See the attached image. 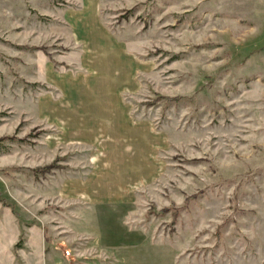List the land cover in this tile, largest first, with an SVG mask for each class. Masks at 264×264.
Segmentation results:
<instances>
[{"label":"rangeland","instance_id":"obj_1","mask_svg":"<svg viewBox=\"0 0 264 264\" xmlns=\"http://www.w3.org/2000/svg\"><path fill=\"white\" fill-rule=\"evenodd\" d=\"M91 31L127 49L139 84L122 99L164 146L127 206L58 188L62 170L89 168L88 146L58 142L54 112L99 89L81 67ZM37 252L264 264V0H0V264Z\"/></svg>","mask_w":264,"mask_h":264},{"label":"crops","instance_id":"obj_2","mask_svg":"<svg viewBox=\"0 0 264 264\" xmlns=\"http://www.w3.org/2000/svg\"><path fill=\"white\" fill-rule=\"evenodd\" d=\"M99 34L91 31L79 37L85 40L81 67L96 75L93 83L99 89L76 102L64 94L55 100L54 125L60 130L55 135L64 134V137H57L58 142L64 139L68 145L90 148L89 168L84 170L70 165L62 170L65 172L58 175V188L91 206H127L133 204L138 194L162 172L159 152L164 146L144 135L145 128L149 135L158 133L150 125H144L147 122L133 116L122 99L123 93L131 92L139 84L137 67L126 62L130 54L121 45L100 41ZM86 83L89 86L88 80ZM104 256L96 254L76 264H94V258L105 264L107 260L101 259ZM110 256L108 264L117 262L114 255ZM31 257L36 264H47L40 252L25 258L28 264Z\"/></svg>","mask_w":264,"mask_h":264},{"label":"trees","instance_id":"obj_3","mask_svg":"<svg viewBox=\"0 0 264 264\" xmlns=\"http://www.w3.org/2000/svg\"><path fill=\"white\" fill-rule=\"evenodd\" d=\"M52 167H59V168H60L59 165H56V164H54V163L51 164V165L43 166V167L40 169L42 175H44V174H45L47 171H49Z\"/></svg>","mask_w":264,"mask_h":264},{"label":"built area","instance_id":"obj_4","mask_svg":"<svg viewBox=\"0 0 264 264\" xmlns=\"http://www.w3.org/2000/svg\"><path fill=\"white\" fill-rule=\"evenodd\" d=\"M65 254H67V255H68V254H69V251H68V250H66Z\"/></svg>","mask_w":264,"mask_h":264}]
</instances>
